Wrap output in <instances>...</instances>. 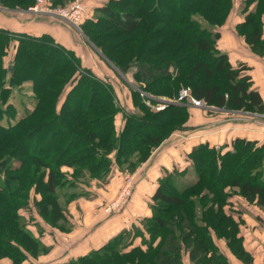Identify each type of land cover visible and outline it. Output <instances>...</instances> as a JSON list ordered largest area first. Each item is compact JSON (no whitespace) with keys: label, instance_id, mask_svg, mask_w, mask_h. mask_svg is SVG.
Segmentation results:
<instances>
[{"label":"trees","instance_id":"16d2710c","mask_svg":"<svg viewBox=\"0 0 264 264\" xmlns=\"http://www.w3.org/2000/svg\"><path fill=\"white\" fill-rule=\"evenodd\" d=\"M34 1L0 3L27 10ZM70 1L51 0L54 5ZM233 2L103 0L95 7L80 28L120 71L133 68V108L118 101L108 78L84 66L51 34L0 27V264L4 257L23 264L49 250L26 226L23 211L34 209L49 225L70 230L67 204L83 193L71 192L63 201L64 189L76 188L85 174L105 181L114 166L134 171L175 131L188 128L189 105L168 103L157 110L147 99L158 103L154 96L174 98L189 86L208 105L264 112L251 67L233 65L217 45L221 33L213 27L226 23ZM242 9L244 20L236 29L263 55L264 0H245ZM15 41L14 57L5 64ZM23 89L32 95L24 97L19 116L12 97ZM188 157L193 180H181L191 173L188 168L166 172L152 196V215L140 220L143 228L123 229L68 264H184L185 254L192 264H232L215 238L225 239L236 257L252 263L231 197L264 207V143L237 137L224 149L206 141Z\"/></svg>","mask_w":264,"mask_h":264},{"label":"crops","instance_id":"0c3cea01","mask_svg":"<svg viewBox=\"0 0 264 264\" xmlns=\"http://www.w3.org/2000/svg\"><path fill=\"white\" fill-rule=\"evenodd\" d=\"M102 1L103 0H87L90 16L94 14L95 7L102 4ZM231 15L230 13L226 23ZM243 20L244 15H240L239 20L236 21L235 24V31L237 33L236 43H221L223 41L222 37L224 36L225 23L220 27L221 34L217 41V45L222 51L228 53L229 59L233 65H237L239 62H245L251 67L249 73L252 75V86L259 90L264 100V54L261 55L254 52L245 41L244 37L238 34L236 26ZM0 27L15 32H25L35 35L49 33L58 42L74 50L82 59L84 66L90 67L96 74L104 76L103 72L95 67L98 65V59L95 57L96 55L94 56L93 50L95 45L88 40L81 29L74 25L59 19L34 17L32 13L26 10L3 8L0 9ZM16 46V41L10 45L8 55L14 56ZM7 56L5 57V64L10 60ZM23 95H29L28 90H24ZM128 108H133L132 104H130ZM122 124V115L118 114L116 116V125L119 130ZM187 127L186 129L175 131L169 138L165 139L159 146L153 149L147 161L143 162L134 171L129 172L133 175V178H135L136 189L130 196L129 202L121 213H117L113 217L106 216L108 215L106 213L108 212V208H106L107 205L103 203L106 198L117 193L123 178V170H120L118 167L114 168L115 166L107 180L101 181L99 179H94L92 181L93 188H89L92 197L86 198L82 196L77 200H73L71 203L69 202L70 204H67L69 218L72 224H75V217L81 208H83L85 212V219L87 218L89 222L87 226H85L87 231L85 230L82 232L80 230L81 235L78 237V239L82 237L80 241L77 242L73 237L75 243H78L80 249H83V251L79 252L78 257L102 246L123 229H129L141 219L151 216L152 196L158 186L159 179L164 175L163 173L171 171L175 167H179V171L188 168L191 172L189 174L194 177L193 170L190 167L191 160L188 157V153L199 143L208 141L211 145H216L217 147L222 146L224 149H230L232 141L237 137H245L264 143V112H246L217 107L206 112L198 107L190 106V117L187 121ZM64 170L72 171V169L68 167H65ZM123 175L125 176V174ZM113 192L114 194L111 195ZM231 201L233 202L232 208L236 212L234 217L236 219H241L240 234L243 236V244L253 257V261L252 263H246L236 257L227 247L226 241L223 238H215L217 245L229 258L232 264H264V207L250 203L240 195H233ZM96 208H98V210H96ZM36 215L38 217L37 213ZM104 217L112 219H106ZM95 222H97V224ZM36 223L39 230L33 227L32 232L37 237L39 236L36 232L47 231V225L53 230L52 232L50 231V236L46 237L45 235L44 237H39L41 241L49 247V250L37 257L30 256L23 261V264H32L35 261H37L38 264H57V260H50L53 256V254H50L53 249L51 246H54L58 234L66 236V240H69V238H71V229L68 231H61L48 223L43 225L40 219L37 220ZM74 226L72 225V227ZM97 227L99 228L97 229ZM93 228L94 230L91 232ZM72 233L73 232H71V234ZM52 236H54L55 239H53ZM137 243H140V238L135 240V244ZM64 244L65 243H62L63 248ZM183 261L184 264H192L188 254L183 256ZM2 263L11 264V259L4 257Z\"/></svg>","mask_w":264,"mask_h":264},{"label":"rangeland","instance_id":"374dc122","mask_svg":"<svg viewBox=\"0 0 264 264\" xmlns=\"http://www.w3.org/2000/svg\"><path fill=\"white\" fill-rule=\"evenodd\" d=\"M244 1L245 0H234L233 3L235 5H234V7H233V9L231 11L232 15L229 18L228 22L224 25L225 26L224 27V36L225 37L223 36L224 39L222 37L223 41L221 43H225V44H226V42H230V43L231 42L232 43L235 42L236 43V41H237V36H236L237 33L235 31V24H236V21L239 20V16L243 15L242 6H243ZM91 16H94V14L91 15ZM220 27L221 26H218V27H215V28L213 27V30H219L220 31ZM225 46H227V45H225ZM91 49H92V47H91ZM93 50H94V56L96 55L95 57H97V59H98V63H97L98 65L95 66V67L99 68L103 72L104 76L106 78H108L114 84V87H115L116 93H117L118 101L121 104H124V106L128 107L130 104H132L131 86L135 85V83L133 81L134 80L133 79V75L131 73L133 68H131L127 73L124 74L111 61H109L105 57V55L102 53L100 48L95 46L93 48ZM8 54H9V52L5 55V57ZM5 57H4V63L6 61ZM7 57H9L10 60H8L6 62V64L10 63V61L13 59L14 56L12 57V55H8ZM182 87H187V86H182ZM23 90H25V89H23ZM27 90L29 92V95L30 94L32 95L31 90H29V89H27ZM14 93L15 94L12 97V101L14 102V105L16 106L17 110H19V113H18L19 116H22V114L24 113V111L22 110V108L24 106L22 104H23V102L27 101V100L24 101V98H23V97H25L23 95L24 91H20V92L17 91V92H14ZM143 94H145V93H143ZM64 95L65 94H62V96H64ZM154 97H158L157 98L158 99V103H153L151 101V99H147L146 100L148 105H150V106H152L154 108L156 107L157 104H161V103L164 104V103H166L167 100L173 99V98L162 96V95L161 96H154ZM170 103H180V102H170ZM167 105L168 104H166V106ZM194 107H198V108H200V109H202V110H204L206 112H208V110H210V109L216 108L214 106H207V107L194 106ZM217 108H222V107H217ZM222 109H227V108H222ZM242 111L253 112V111H249V110H245V109H242ZM258 116H260V115H258ZM242 118H243V116H242ZM240 138H245V137H240ZM114 168H116V167H114ZM179 169H180L179 167H175L171 171L172 172L173 171H179ZM126 171H128V172H126ZM129 172H131V171L124 169L122 171V177L123 178L125 177L123 174H130ZM166 172H168V171H166ZM166 172L163 173V174H166ZM123 178H122V181H121V184L119 186V189H118L117 193L115 195H113L114 192L111 193V195H113V196L106 198L105 202H103V203H105L104 205H107L106 208H108V212H106L108 215H106V216L113 217L117 213H121L122 210L126 207L127 203L129 202L128 200H129L130 196L133 194L134 190L136 189V181H135V178H133L131 194L129 196L125 197L124 199L123 198H119L120 191H121V189H122V187L124 186V183H125V179L123 180ZM93 180L94 179L91 178L88 174L83 175V177H81V178H79L77 180L78 185H77L76 188H75V186H73V187L70 186V188L64 189L66 194L61 195V199L64 201L67 198V196L69 195V193L71 194V192H74V191L77 194H82V193L83 194L80 195L79 197L73 199V200H77L78 198H80L82 196H84L86 198H89L87 195L91 193V190L89 188H93V182H92ZM181 180H182L183 183L185 182V184H186V183L190 182L191 180H193V176L191 174H186L184 176V179L181 178ZM73 200H71L70 203ZM32 210H33V212L32 211H23V216H24L23 217V221L26 223V226L31 231L33 230V227H35V228H37L39 230V228L36 226L37 225L36 221L40 219L41 222L43 223V225L46 222L39 216H38L39 217V219H38V217L36 215L37 212L34 209H32ZM96 210H98V208H96ZM104 218L112 219V218H109V217H104ZM87 223H89V222L87 221V218L85 219V212H84L83 208H81V210L79 212H77V215L75 217V224H73V226L74 225L75 226L72 227L71 230H70V237L71 238H69V240H66L67 239L66 236H61V234L57 235L56 242H55L54 246L53 247L51 246V248H53V249H52V252L50 254H53V256L51 257L50 260H52V259L57 260L56 261L57 264H68L71 260H73L76 257H78L79 252L83 251V249H80V245L78 243H75V240L73 239V237L76 239L77 242L80 241L81 238H82V237H80L78 239V237L81 235L80 234V230L82 232L85 231L86 230L85 226H87ZM95 223L97 224V222H95ZM132 226H140L141 228H143L141 226V222L140 221L138 223L133 224ZM46 228L48 229L47 231H40L38 233L36 232V234H38V236L40 238L44 237L45 235H46V237L50 236V231L52 232L53 230H51V227H48V225H47ZM98 228L99 227H97V229ZM93 230H94V228L92 229L91 232H93ZM42 232H44V233H42ZM71 232H73V233L71 234ZM52 238L55 239L54 236H52ZM62 243H65L64 244V248H63ZM1 262H2V260H1ZM32 264H38V262L35 261Z\"/></svg>","mask_w":264,"mask_h":264},{"label":"built area","instance_id":"2783aa9c","mask_svg":"<svg viewBox=\"0 0 264 264\" xmlns=\"http://www.w3.org/2000/svg\"><path fill=\"white\" fill-rule=\"evenodd\" d=\"M0 9H3L0 3ZM38 18H52L65 21L75 27L80 28L82 21L89 15V4L87 0H72L66 5H54L51 0H35L34 3L26 10ZM143 94V92H142ZM170 102H180L190 106L207 107L204 100L197 99L193 94L191 87H182L178 94L166 103L157 104L155 109H164L166 104ZM125 183L120 191L119 198H125L131 194L133 175L125 174Z\"/></svg>","mask_w":264,"mask_h":264},{"label":"water","instance_id":"95a60500","mask_svg":"<svg viewBox=\"0 0 264 264\" xmlns=\"http://www.w3.org/2000/svg\"><path fill=\"white\" fill-rule=\"evenodd\" d=\"M10 69H13V67H12V66H10Z\"/></svg>","mask_w":264,"mask_h":264}]
</instances>
